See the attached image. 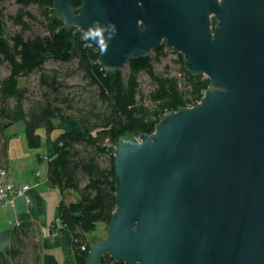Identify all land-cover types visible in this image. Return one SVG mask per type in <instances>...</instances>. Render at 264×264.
Wrapping results in <instances>:
<instances>
[{"label":"water","instance_id":"water-1","mask_svg":"<svg viewBox=\"0 0 264 264\" xmlns=\"http://www.w3.org/2000/svg\"><path fill=\"white\" fill-rule=\"evenodd\" d=\"M106 73L161 46L209 85L113 149L116 205L85 264H264V0H53Z\"/></svg>","mask_w":264,"mask_h":264},{"label":"trees","instance_id":"trees-1","mask_svg":"<svg viewBox=\"0 0 264 264\" xmlns=\"http://www.w3.org/2000/svg\"><path fill=\"white\" fill-rule=\"evenodd\" d=\"M14 1L19 8L9 20L19 31L7 33L0 26V62L9 68V74L0 80V169H8L5 131L9 126L24 122L30 149L41 147L39 129H45L47 139L54 130L60 131L59 151L47 159V182L61 193L71 191L78 196L74 202L62 199L55 218L60 223L59 231L71 238L74 264H85L90 249L87 234L97 223L108 227L115 210L114 147L122 139L152 134L165 113L197 105L209 81L187 72L182 56L164 46L152 52L154 57L129 61L125 73H106L81 33L64 27L53 0ZM69 2L77 8L82 0ZM31 6L42 11V33L33 30L37 18L28 10ZM170 53L176 56V76L168 66L162 72L154 67ZM49 61L75 62L86 85L94 88L95 101L83 106L86 100L81 96L77 100L65 96L57 71L45 69ZM32 73L38 74L37 92L20 85V80ZM141 73L150 81L147 94L140 89ZM68 123H76L81 129L69 131ZM19 227L14 225L8 250H0V264H38L39 246L32 223ZM100 264L125 263L104 256Z\"/></svg>","mask_w":264,"mask_h":264},{"label":"crops","instance_id":"crops-1","mask_svg":"<svg viewBox=\"0 0 264 264\" xmlns=\"http://www.w3.org/2000/svg\"><path fill=\"white\" fill-rule=\"evenodd\" d=\"M15 135V133L9 135L7 180L18 186L30 185L31 204L26 206L21 199H18L13 206L3 207L0 205V250L4 252L8 250L11 232L17 222H19L20 227L26 222H30L37 234L38 264H74L71 238L66 232L59 231L60 223L55 216L57 206L62 199L66 202H74L77 197L71 191L61 193L58 189L50 188L47 182V168L46 177L43 181L40 179L41 174L39 178H35L36 172L32 170L29 173L27 171L29 165H26L27 167L19 166L18 168L21 171H16L18 165L15 162L18 160V156L14 158L11 153V145L15 140L13 136ZM59 147V138L56 139L55 144L48 142L46 153L42 159L47 161V159L55 156L59 151ZM29 164H32V158ZM57 191L60 193L57 194ZM8 264L12 263L9 261Z\"/></svg>","mask_w":264,"mask_h":264},{"label":"rangeland","instance_id":"rangeland-1","mask_svg":"<svg viewBox=\"0 0 264 264\" xmlns=\"http://www.w3.org/2000/svg\"><path fill=\"white\" fill-rule=\"evenodd\" d=\"M19 6L15 3L14 0H4L0 2V26L4 28L7 33H13L15 31H19L16 28L12 27V24L9 20V16L14 15L18 11ZM32 15L37 18L36 24L33 26V30L38 33L43 32V27L40 25V21H42V11L39 10L35 6H31L28 8ZM151 57H154L153 53L150 54ZM176 56L174 54H168L166 58H162L160 62L154 63V67L156 71L162 72L164 67L168 66L169 72L172 75H177L178 67L174 60ZM77 65L75 62L61 64L54 61H49L45 65V69L49 71H57L58 73V82L63 84V93L65 96H70L77 100L80 96L84 98L85 106L88 104V101H95V90L94 88H90L86 85L87 81L83 80L82 73L76 70ZM123 73L126 71V66L121 70ZM9 74L8 65L4 62H0V80L6 77ZM138 82L140 84V89L144 94H147L151 90L150 81L145 74H140L138 76ZM20 85L28 88L30 91L38 90V74L32 73L31 75L22 78L20 80ZM87 106V105H86ZM72 116H74L71 113ZM67 129L70 130H78L81 129L76 123H68ZM11 133H15L13 136L15 140L11 145V153L14 158L18 156L17 162H15L18 166L16 167V171L20 172L21 170L18 168L19 166H28L27 171L30 173L32 170L34 172H39L42 177H40L41 181H43L46 177V168L47 161L45 159H41L39 161L38 156L43 158L46 153L47 143L51 142L52 144L56 142V139L59 138L60 131L54 130L49 139L44 128H41L37 131V133L42 138L41 147L38 149H30L26 147V140L24 135V122L20 121L18 123L13 124L7 128L5 132V136L8 137L9 143V135ZM53 146V145H52ZM15 152V153H14ZM28 154V155H27ZM30 154V155H29ZM32 158V164H29L30 159ZM27 167V166H26ZM60 192L57 191V194ZM74 193V192H73ZM75 197L78 198L77 194ZM68 198V197H67ZM25 204V203H24ZM107 234V225L104 223H97L96 227H94L91 233L87 234V238L91 241L95 237H105Z\"/></svg>","mask_w":264,"mask_h":264},{"label":"built area","instance_id":"built-area-1","mask_svg":"<svg viewBox=\"0 0 264 264\" xmlns=\"http://www.w3.org/2000/svg\"><path fill=\"white\" fill-rule=\"evenodd\" d=\"M40 173H35V178H39ZM8 172L5 169H0V205L3 207L13 206L15 201L21 199L26 206L31 204L30 185H15L7 180ZM16 227L20 224L17 222Z\"/></svg>","mask_w":264,"mask_h":264}]
</instances>
